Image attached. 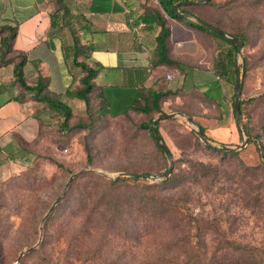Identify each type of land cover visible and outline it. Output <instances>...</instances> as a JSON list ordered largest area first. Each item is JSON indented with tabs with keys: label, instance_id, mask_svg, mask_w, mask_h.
Returning a JSON list of instances; mask_svg holds the SVG:
<instances>
[{
	"label": "rangeland",
	"instance_id": "1",
	"mask_svg": "<svg viewBox=\"0 0 264 264\" xmlns=\"http://www.w3.org/2000/svg\"><path fill=\"white\" fill-rule=\"evenodd\" d=\"M137 1L139 6L152 3ZM209 2L185 7L187 18H201L227 33L243 35L245 42L241 54L235 52L227 79L219 61L229 44L196 30V37L213 52L210 70L216 85L213 91L219 99H206L187 88L178 94L177 102L162 106L163 113L170 116L160 120L157 129L171 152L173 170L185 172L191 163L203 162L212 164L217 171L196 183L185 181L173 189L169 187L176 196L187 200L194 213L214 217L217 224L211 226L207 237L223 235L225 242L220 245L229 251L236 245L256 246L264 251V175L260 173L258 156V147L264 146V0ZM236 57L242 77L240 123L242 128L246 126L245 144L236 154L223 155L192 131L202 126L209 143L216 146L241 145L231 99ZM95 100H91V111L98 106ZM71 106L72 116L66 125L60 114L50 110L43 117L46 123L36 140L19 142L12 155L0 152V264H14L24 247L37 242L41 221L59 196L60 201L43 222L39 245L24 254L19 264H48L54 257L73 251L80 252L82 258H92V262L111 259L117 264L155 263L162 256L181 258V248L166 249L155 236L133 247H128L124 237L110 236L100 250L89 239L75 241L78 234L83 237L89 229L79 206L86 193L84 188L92 179L79 177L82 173L90 171L110 180L118 173L160 175L166 172L169 162L149 130L140 125L147 121L144 115L132 111L93 113L89 122L85 109ZM78 121L90 124L80 129ZM82 169L63 193L69 176ZM137 179L152 183L162 178ZM208 241L212 251L215 243L209 238Z\"/></svg>",
	"mask_w": 264,
	"mask_h": 264
},
{
	"label": "crops",
	"instance_id": "2",
	"mask_svg": "<svg viewBox=\"0 0 264 264\" xmlns=\"http://www.w3.org/2000/svg\"><path fill=\"white\" fill-rule=\"evenodd\" d=\"M57 1L0 0V37L7 34L5 28L15 29L9 52L0 54L1 153L12 155L22 141L36 140L51 110L16 82L14 66L20 60L28 84L42 77L44 91L70 108L76 104L85 109L70 94L83 75L80 62L96 70L93 93H102L112 114L130 109L142 92L151 90L174 92L161 106L177 102L187 88L219 99L213 91L211 47L196 37L195 28L165 15L156 0L140 6L137 0ZM156 11L166 17L167 52L182 63L181 71L155 62L160 30Z\"/></svg>",
	"mask_w": 264,
	"mask_h": 264
},
{
	"label": "trees",
	"instance_id": "3",
	"mask_svg": "<svg viewBox=\"0 0 264 264\" xmlns=\"http://www.w3.org/2000/svg\"><path fill=\"white\" fill-rule=\"evenodd\" d=\"M61 0L57 2L60 4ZM161 10L165 15L175 18L185 24L195 28V30L207 32L219 39L224 40L215 32L210 30L199 22L206 21L201 18L191 20L189 18L177 17L172 12V6L179 1L186 0H156ZM198 1V0H189ZM211 1V0H210ZM211 3L209 1L206 2ZM187 6L181 5L179 12L188 13ZM156 22L160 26L159 33L156 36V60L157 64H166L170 67H177L182 70V63L176 59L171 58L167 52V40L170 34V29L167 26L166 17L156 11ZM208 22V21H207ZM210 23V22H209ZM212 24V23H211ZM214 25V24H213ZM223 30L218 25H214ZM7 34L0 37V54L3 56L10 50V40L14 35V28H5ZM227 33V32H226ZM230 36L237 38L243 44L245 37L243 35H236L227 33ZM229 44L220 64L223 66V73L227 76V69L230 65H234V55L237 51V46L228 40H224ZM83 75L79 78V86L70 91V94L80 101H83L85 106V113L87 120L94 115H99L104 112H109V104L105 100L100 91L93 93L94 77L96 70L88 67L84 62L79 63ZM22 60L16 62L14 66V76L16 82L23 91L32 93V98L36 101L45 103L52 111L57 112L63 117V124L66 125L68 119L72 116L71 108L63 102L58 96L49 94L44 91V79L38 77L33 84H28L22 73ZM236 73V69L233 71ZM242 87V83H241ZM174 92L166 91H148L142 92L139 99L135 100L130 109L123 113L130 111L137 112L145 117L147 121L141 122L142 127L147 128L155 139L151 123L155 115L163 114L162 99ZM92 95L96 99L98 106L90 110ZM232 96V106H233ZM242 99L240 97V111L242 106ZM234 114V112H233ZM190 118V117H189ZM90 123L78 121L76 126L78 128H86ZM158 124V123H157ZM158 126V125H157ZM204 133L202 126L198 127ZM243 129L246 132V126L243 124ZM195 137H198L194 133ZM199 138V137H198ZM156 140V139H155ZM25 143V142H24ZM159 146V144H158ZM160 148V146H159ZM161 149V148H160ZM212 150L218 151L223 155L236 154L237 150H223L217 147ZM260 157V173L264 175V146L258 147ZM216 167L212 164L203 162H193L188 171L173 170L168 177L162 178L160 181L148 183L137 178L116 177L114 179H106L102 175L94 172L82 173L79 177L88 176L91 178V184L85 187V196L81 198L79 206L83 213L84 224H89V229L84 233V236L75 237V241L80 238L89 239V242L94 241L96 250H100L102 246L108 243L110 236L119 239L124 237L127 241L128 247L136 246L140 241H147V239L159 238L158 243L163 244L164 248L182 249V257L166 258L158 257L154 260L155 263L148 261L142 264H264V251H260L256 246L240 248L236 245L232 251L227 250L221 241L225 242V237L221 234H216L215 237H207V232L215 222L214 217L203 215L202 213H194L193 207L188 204L187 200L180 198L172 192L171 189L188 181L196 183L201 179L207 177L210 172L216 174ZM171 186L172 188L170 189ZM168 187V188H166ZM217 224V223H216ZM208 238L215 243L212 251L209 249ZM75 244H77L75 242ZM74 244V245H75ZM237 244V243H234ZM212 245V244H211ZM96 261V258H94ZM48 264H117L111 259L98 260L92 262V258H82L80 252L73 251L67 256L60 255L50 260Z\"/></svg>",
	"mask_w": 264,
	"mask_h": 264
},
{
	"label": "water",
	"instance_id": "4",
	"mask_svg": "<svg viewBox=\"0 0 264 264\" xmlns=\"http://www.w3.org/2000/svg\"><path fill=\"white\" fill-rule=\"evenodd\" d=\"M207 1L209 0H198V1H189V0H186V1H179L177 3H175L173 6H172V12H174V14L177 16V17H181V18H187L188 15L186 13H183V12H179V7L181 5H199V4H203V3H206ZM199 22L201 24H203L204 26L208 27L210 30H212L213 32H215L218 36L222 37L224 40H228L230 42H232L233 44H235L237 46V55H240L241 54V48L243 47V43L240 41V40H237V38H234L230 35H228L226 32H224L223 30L217 28L216 26H214L213 24L207 22V21H203V20H200L199 19ZM235 68L236 69V77H235V83H234V98H233V112H234V117H235V123H236V126H237V129H238V132L242 138V143L241 145L239 146H235V147H232V146H227V145H220V146H216V145H213L211 143H209V140L208 138L205 136V134L203 132H201V130L199 128H196L194 129L195 133L198 135V137L206 144L212 146V147H217V148H220V149H223V150H237L238 148H241L244 144H245V140L243 138L244 136V130L241 126V123H240V97H241V93H242V87H241V83H242V77H241V74H240V71H239V67H238V62H237V57L235 58ZM170 115L169 114H166V113H163L159 116H157L156 118H154L152 120V123H151V129H152V132H153V135L156 139V141L158 142L160 148L162 149V151L164 152L166 158L168 159V168L166 170V172H164L163 174H154V175H147V174H125V173H118V174H115L113 176V179L118 177V176H131V177H135V178H141V179H157V178H166L169 176V174L171 173L172 171V168H173V159L171 158L172 155H171V152L170 150L168 149L166 143L164 142L163 138L161 137L158 129H157V123L162 120V119H165L167 117H169ZM84 171V169L82 170H79L78 172H75L73 174H71L67 180V183L65 185V188L63 190V193L66 191L70 181L80 172ZM61 199V196H59L52 204L51 206L49 207V209L47 210V212L45 213L42 221H41V224L39 226V230H40V234H39V238L37 240V242L31 246H27V247H24L17 255L16 259H15V262L14 264H19V262L21 261L22 257L24 256V254H27L29 252H31L32 250H34L40 243L41 241V238H42V232H43V222L44 220L46 219V217L51 213V211L53 210L54 206L60 201Z\"/></svg>",
	"mask_w": 264,
	"mask_h": 264
}]
</instances>
